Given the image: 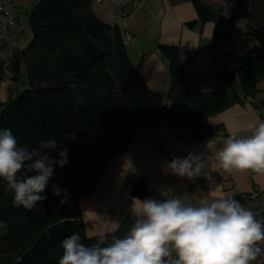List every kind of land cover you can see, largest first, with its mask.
I'll use <instances>...</instances> for the list:
<instances>
[{"label": "trees", "instance_id": "1", "mask_svg": "<svg viewBox=\"0 0 264 264\" xmlns=\"http://www.w3.org/2000/svg\"><path fill=\"white\" fill-rule=\"evenodd\" d=\"M200 21L213 20L215 35H229L235 19L245 21L254 43L243 54L229 52L216 73L218 88L202 90L182 67L177 46L161 44L168 60L170 85L164 93L150 88L126 50L116 24L99 18L93 0H39L29 17L31 36L21 50L26 78L17 96L0 100V129H11L18 146L35 147L56 140L50 153L59 159L67 149V163L55 167L32 210L16 207L13 194L0 180V264H58L61 241L78 233L85 245L99 240L86 233L78 200L87 195L106 166L143 126H153L161 114L180 138L196 141L220 129L208 116L258 92L257 76L264 73V0H191ZM242 31V30H241ZM20 62L11 78L19 80ZM98 131L92 140L70 145L68 137ZM35 173H29L34 175ZM53 185L62 191L54 194ZM64 190L68 203L61 204ZM131 193L146 198L160 194L143 178ZM241 199V194L233 197ZM135 217L127 212L119 228L108 234L122 237ZM107 233V232H106Z\"/></svg>", "mask_w": 264, "mask_h": 264}, {"label": "crops", "instance_id": "2", "mask_svg": "<svg viewBox=\"0 0 264 264\" xmlns=\"http://www.w3.org/2000/svg\"><path fill=\"white\" fill-rule=\"evenodd\" d=\"M38 1L15 0L24 30L12 42L10 54L0 50V100L11 97L14 85L20 82L11 76L15 64L20 62L21 50L30 39L25 27L29 25L30 13ZM92 9L102 20L116 24L123 39L125 30L133 33L135 41L132 44L124 42L128 55L146 84L162 91L164 97L171 77L161 44L177 46L180 63L191 80L202 90H213L218 88L216 73L227 53L243 54L255 41L245 33V21L241 18L226 27L227 37L216 36L215 22L200 21L191 0H146L144 5L119 20L115 19L116 5L109 0L94 2ZM24 83L25 79L22 87ZM256 84L258 92L254 103L245 99L210 114L208 122L220 129L199 140L180 138L162 116L153 126L141 127L116 159L106 166L91 191L79 198L80 216L86 233H106L113 227L112 221L120 225L126 213L132 212L133 198L145 199L131 193L132 185L141 178L150 190L160 194L163 189H172L174 195L184 196L189 204L211 199L210 190L216 186L221 189L216 195L232 198L252 190L254 186L264 189V174L225 172L212 158L215 149H219L230 135L247 136L256 119H264V73L257 76ZM189 152L208 161L201 175L188 180L164 173L165 162L174 157L184 158ZM150 197L154 196L146 198Z\"/></svg>", "mask_w": 264, "mask_h": 264}, {"label": "clouds", "instance_id": "3", "mask_svg": "<svg viewBox=\"0 0 264 264\" xmlns=\"http://www.w3.org/2000/svg\"><path fill=\"white\" fill-rule=\"evenodd\" d=\"M57 147L56 140L21 147L11 129H0V180L12 192L14 206L32 210L47 198L42 193L55 167L67 163L66 148L59 159L50 156ZM212 158L225 172L264 174V119L258 117L247 136L230 135ZM207 165L202 156L189 152L165 162L163 171L192 180ZM53 191L59 196L62 190L53 185ZM220 191L214 187L212 198L198 204L186 203L168 188L160 191L162 199L133 198L135 219L125 235L108 241V234L119 228L116 221L91 245L74 233L61 241L58 264H254L264 257V219L236 199L216 195ZM68 197L64 190L60 203H68ZM5 226L0 221V228Z\"/></svg>", "mask_w": 264, "mask_h": 264}, {"label": "built area", "instance_id": "4", "mask_svg": "<svg viewBox=\"0 0 264 264\" xmlns=\"http://www.w3.org/2000/svg\"><path fill=\"white\" fill-rule=\"evenodd\" d=\"M104 0H93L101 2ZM116 5L117 19L129 15L134 9L144 5L146 0H109ZM24 30L16 10L15 0H0V50L5 54L12 52V42L19 33ZM135 41L133 33L129 30L124 32V42L132 44ZM245 207L251 209L257 219H264V189L254 186L252 190L241 193V199L237 200ZM254 264H264V257L258 258Z\"/></svg>", "mask_w": 264, "mask_h": 264}, {"label": "rangeland", "instance_id": "5", "mask_svg": "<svg viewBox=\"0 0 264 264\" xmlns=\"http://www.w3.org/2000/svg\"><path fill=\"white\" fill-rule=\"evenodd\" d=\"M94 7V2L92 3V8ZM115 19H117V8H116V11H115ZM121 19V18H120ZM25 31H26V34L28 36V38L30 37V28H29V25L25 27ZM20 60V69H19V80L20 82L15 84L14 85V88H13V93L11 94V97H16L17 94L20 92V90L22 89V82L24 81V79L26 78V66L24 64V61L21 59V57L19 58ZM164 103L167 102V96L164 97ZM161 117V114H159L157 116V120ZM98 131H93L91 133H88V134H76V133H73L71 134L69 137H68V142L70 145H77L79 143H83V142H87V141H90L92 140V138L97 134ZM3 230V227L0 228V232Z\"/></svg>", "mask_w": 264, "mask_h": 264}]
</instances>
